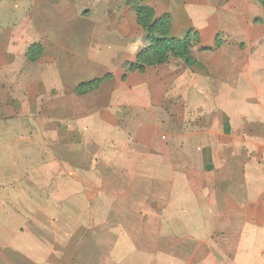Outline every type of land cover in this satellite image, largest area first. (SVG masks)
<instances>
[{
  "label": "rangeland",
  "instance_id": "1",
  "mask_svg": "<svg viewBox=\"0 0 264 264\" xmlns=\"http://www.w3.org/2000/svg\"><path fill=\"white\" fill-rule=\"evenodd\" d=\"M0 264H264V0H0Z\"/></svg>",
  "mask_w": 264,
  "mask_h": 264
},
{
  "label": "trees",
  "instance_id": "2",
  "mask_svg": "<svg viewBox=\"0 0 264 264\" xmlns=\"http://www.w3.org/2000/svg\"><path fill=\"white\" fill-rule=\"evenodd\" d=\"M136 23L145 31L146 45L142 47L133 61H124L122 67L125 72H144L152 65L165 63L170 57H176L185 64L195 62L192 48L199 44V35L196 31H188L183 37L168 36L169 16L162 14L155 16L154 9L145 4H136L134 7ZM218 43H216L217 46ZM210 49V47H204ZM41 47L38 43L31 44L27 51V59L35 62L38 59V53ZM106 74L99 78L80 82L75 91L78 95H83L97 88L102 80L107 78Z\"/></svg>",
  "mask_w": 264,
  "mask_h": 264
}]
</instances>
